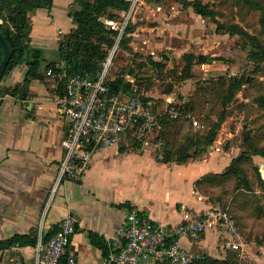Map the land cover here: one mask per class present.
Wrapping results in <instances>:
<instances>
[{"label":"crops","instance_id":"0c3cea01","mask_svg":"<svg viewBox=\"0 0 264 264\" xmlns=\"http://www.w3.org/2000/svg\"><path fill=\"white\" fill-rule=\"evenodd\" d=\"M159 6L157 11L161 12L163 5ZM75 7V0H53L50 9L42 7L30 12L32 29L27 55L0 81V240L15 235L46 239L71 215L76 220L70 243L76 252V264H105L108 240L117 236L128 211L134 208L175 235L183 248L211 258H225L228 236L217 227H208L199 242L178 235L185 221L214 209L200 193L198 183L207 175L224 172L234 158L223 167L217 158L221 150L214 144L210 147L212 153L202 158L166 162L159 142L127 133L116 145L94 151L89 169L75 178L77 181H59L66 122L57 99L64 91L59 85L64 87L65 82L48 75V71L53 70L51 64L58 71L64 67L60 47L66 34L76 27L71 14ZM172 8L175 10L167 12L166 19L159 17L157 24L138 26L132 33L137 36L140 29H146L144 38L152 49L150 54L153 60L167 64L165 71L171 65L164 59L166 52L158 54L160 49L156 47L160 43L156 42L161 40L154 37L161 36L165 44L171 43L173 37L187 40L183 30L186 25L172 21L180 10ZM112 12L119 16L127 11ZM137 15L131 24L137 22ZM164 50L177 53L179 48ZM37 51L41 54L38 77H32L25 88L30 56ZM16 87L19 91L14 93ZM21 252L28 262L32 261V245ZM9 257L7 251L0 253L2 264H8ZM150 261L145 258L139 264H156ZM258 263L262 264L261 260Z\"/></svg>","mask_w":264,"mask_h":264},{"label":"rangeland","instance_id":"374dc122","mask_svg":"<svg viewBox=\"0 0 264 264\" xmlns=\"http://www.w3.org/2000/svg\"><path fill=\"white\" fill-rule=\"evenodd\" d=\"M201 1L217 11V19L220 22L234 21L264 41V22H262L264 14L261 11L249 10L245 6L238 5L235 0ZM150 3L141 0L133 11L131 21L137 14L139 19L134 24L130 22L128 26L129 30L127 29L125 34L129 39L128 42L123 43L121 40L118 46L109 70L110 78L115 80L121 76L132 86L137 85L142 88L146 86L140 85L138 81L141 78L147 79L151 85L149 92H146L148 93L147 96L157 101H166L167 104H180L183 100L195 97L198 90L199 95H201L206 88L212 89L218 86L223 89L221 86L222 79L231 81L235 77L249 78V82L237 92L233 101L224 110L221 106V99L214 92L207 95V102L197 105L199 114H192L194 119L198 120L199 126H193V123L192 126L190 123L187 124L179 139L183 143V139L190 129L200 134H207L210 129L209 123L217 121L218 114L222 113L223 110L226 112V119L218 131L213 145L221 150L217 154V158L223 167L233 156H239L248 150V147L251 149L249 144L251 142L254 146L264 150V103L259 101L261 96L264 97V71L257 70V64L250 56V47L246 39L239 35L217 33V25L211 20L196 14L192 8H184L176 1H168L167 4H162L161 12L157 11V7L161 8L159 3L152 5ZM173 6L178 8L180 12L172 18V21L188 26L183 27V30L186 31L187 40L183 42L173 37L169 40L171 43L165 44L161 36L154 37L156 41L161 40L156 42V45L160 43L156 47L160 49L157 50L159 51L158 54L166 52L167 62L171 65L170 70H168L171 71L169 75L168 71L157 70L156 67L152 66L151 60L154 59V55L150 54L152 49L148 46L149 42L144 38L146 29H140L137 36H133L132 33L138 29V26L157 24L159 17L160 20L166 19V13L175 10L172 8ZM152 9L161 15L154 14L155 11ZM105 18L106 15L100 17L99 20L104 23L103 19ZM175 32L177 33V31ZM174 36L178 35L175 34ZM168 47H177L179 51L175 53V50H164ZM104 50H106V44H104ZM111 50L113 47L107 49L106 59L99 62L100 71ZM189 53H193L197 57H206L207 61L198 63L196 62L198 59H196L192 68V76L184 81L178 80L179 72L185 65L183 56ZM141 63L146 65L140 66ZM153 70L154 73H152ZM155 78L157 81L154 80ZM170 87L171 91L167 93L166 91ZM155 136L154 133L139 138L151 137V140L154 141ZM209 152L212 153L211 148L207 149L208 154ZM263 166L264 158L260 156H253L251 160L243 164L251 190L244 187L236 190L237 182L235 179L227 180L219 185H206L200 189V193L207 198L208 205H212L213 208L220 207L228 210L238 222L241 245L237 250H226V252L228 256H235L234 260L239 264H259V260L264 264V187L259 179L260 176L264 180V172L261 171ZM8 255L10 256V253ZM150 260L152 263L153 259Z\"/></svg>","mask_w":264,"mask_h":264},{"label":"built area","instance_id":"2783aa9c","mask_svg":"<svg viewBox=\"0 0 264 264\" xmlns=\"http://www.w3.org/2000/svg\"><path fill=\"white\" fill-rule=\"evenodd\" d=\"M130 4L127 12L115 17H106V28L116 33L113 50L103 63L97 76L90 73L65 76L62 72L49 70L48 75L65 82L64 95L57 99V105L66 122V133L62 140L65 151L60 165L59 181L65 178H79L91 164L94 151L116 145L127 133L138 137L152 134L158 126L159 115L152 102H142L128 96L127 92H112L108 86L114 56L131 22L133 11L141 0H124ZM0 23L3 20L0 18ZM143 94L142 87L132 86L130 90ZM171 104V103H169ZM165 107L170 119L190 118L193 126L198 120L181 109ZM264 172V166L263 170ZM264 178V175H263ZM55 191V190H54ZM178 228V235L199 242L208 227H217L228 238L224 248L237 250L240 234L232 215L220 207L207 210L204 215L185 221ZM76 232V220L71 215L58 225V231L49 239L39 238L33 246L32 261L28 262L20 247L7 250L8 264H59L67 258L66 264H76V252L70 247L71 237ZM202 254L191 252L179 244L170 231L144 217L138 209H130L123 228L115 238L108 240L105 264H139L143 259H153L156 264H192Z\"/></svg>","mask_w":264,"mask_h":264},{"label":"trees","instance_id":"16d2710c","mask_svg":"<svg viewBox=\"0 0 264 264\" xmlns=\"http://www.w3.org/2000/svg\"><path fill=\"white\" fill-rule=\"evenodd\" d=\"M151 3L164 4L168 1H176L184 8H192L194 12L203 18L211 20L217 25L216 32L220 34L239 35L246 39L250 47V56L257 64V70L264 71V41L257 35L249 33L243 26L234 21L229 23H222L217 19V11L211 8L208 4L203 3L201 0H146ZM240 6H245L249 10H259L264 14V0H235ZM76 9L72 11V18L76 24V28L72 29L69 34L64 38V41L60 47V58L64 61V67L62 69L55 70V65L50 66L57 72H62L65 76L69 75H83L86 73L92 74L94 77L98 75L100 71L99 62L103 61L107 57V49L112 48L115 45L116 33L108 30L104 23L99 18L102 16H108L110 18L117 17L116 12L112 11H128L130 4L124 0H75ZM53 0H0V18L3 23H0V31L5 35V38L11 45L12 56L8 63L4 75L21 64L27 51L29 50L30 33L32 29V23L30 19V12L35 11L38 8H51ZM264 22V19L263 21ZM129 30V29H128ZM129 32V31H128ZM128 38L123 37L122 42L127 43ZM104 44H106V50H104ZM3 52L0 49V62L3 59ZM40 52H34L33 56H30L29 71L27 78L24 82L26 88L32 77H38L37 67L40 62ZM167 59V57H164ZM185 65L179 72L178 80H187L192 76V68L195 65V60L198 59V63H204L207 61L206 57H197L193 53H189L183 56ZM153 67L157 70L165 71L166 63L163 61L151 60ZM145 63H141L140 66H145ZM167 72V71H165ZM171 71L167 73L170 75ZM159 73V71H158ZM3 75V77H4ZM249 78L240 77L233 78L231 81L222 79L221 86H216L212 89L206 88L199 95V90L196 93V98H188L183 100L180 104H169V108L181 109L183 112L192 114L198 113V104L206 101V96L211 95L214 92L217 97L221 99V106L223 110L233 101L237 92L249 82ZM1 81V80H0ZM63 82V81H62ZM64 83V82H63ZM140 85L146 87L142 90L143 93L149 92L150 83L147 79L141 78L138 81ZM108 86L112 92H129L132 89L131 83L125 82L123 77H118L113 81H109ZM61 91L63 86L59 85ZM19 88H15L13 92H18ZM171 87L166 91L169 93ZM61 92V96L64 95ZM199 95V96H198ZM149 102L153 103L154 111L159 115L158 126L152 134H156L153 138L155 142L161 144L162 159L166 162H187L190 159H197L203 157L207 153V149L210 148L217 137L223 122L226 119V112L222 110V113L218 114L217 121H211L209 123L210 129L207 134H200L190 129L183 139V143L179 139L180 134L186 129L187 124H191L190 118H177L170 119L165 113L166 101L154 100L148 98ZM260 102L264 103V97L259 98ZM151 134V135H152ZM150 135V134H149ZM148 136V135H147ZM145 136V137H147ZM144 137V136H142ZM251 146L248 150L242 152L239 156L234 157L226 168V170L220 174H210L202 178L199 181V188H203L206 185H216L223 183L230 179L236 180V190H240L242 187L251 190L250 183L243 164L246 161L251 160L253 156H260L264 158V150L260 147L254 146L251 142ZM260 183L264 187V180L259 176ZM226 210V209H224ZM228 211V210H227ZM229 212V211H228ZM236 225L238 222L232 215ZM55 234V233H54ZM51 237V235H49ZM46 237L45 240L50 237ZM37 242L36 238H30L26 235H15L7 240H0V253L11 249L12 247L19 245L25 247L27 245L34 246ZM235 256L226 255L223 259L211 258L208 255H202V257L192 264H239L234 260ZM0 264L2 261L0 259ZM59 264H66V259L63 258Z\"/></svg>","mask_w":264,"mask_h":264},{"label":"water","instance_id":"95a60500","mask_svg":"<svg viewBox=\"0 0 264 264\" xmlns=\"http://www.w3.org/2000/svg\"><path fill=\"white\" fill-rule=\"evenodd\" d=\"M0 49L3 52V59L0 62V80L2 79L5 69L10 62L11 56H12V49L10 43L7 41L5 38V35L0 31ZM128 96L132 98H138L142 102H147L148 101V96L144 94H137L132 91L127 92ZM73 181H77L74 179Z\"/></svg>","mask_w":264,"mask_h":264},{"label":"bare ground","instance_id":"6f19581e","mask_svg":"<svg viewBox=\"0 0 264 264\" xmlns=\"http://www.w3.org/2000/svg\"><path fill=\"white\" fill-rule=\"evenodd\" d=\"M262 171V170H261Z\"/></svg>","mask_w":264,"mask_h":264}]
</instances>
